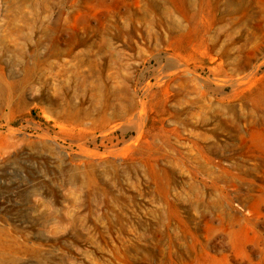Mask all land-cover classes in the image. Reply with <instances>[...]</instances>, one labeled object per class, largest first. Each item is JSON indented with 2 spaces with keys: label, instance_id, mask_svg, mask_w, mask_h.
<instances>
[{
  "label": "rangeland",
  "instance_id": "1",
  "mask_svg": "<svg viewBox=\"0 0 264 264\" xmlns=\"http://www.w3.org/2000/svg\"><path fill=\"white\" fill-rule=\"evenodd\" d=\"M0 254L264 264V0H0Z\"/></svg>",
  "mask_w": 264,
  "mask_h": 264
},
{
  "label": "bare ground",
  "instance_id": "2",
  "mask_svg": "<svg viewBox=\"0 0 264 264\" xmlns=\"http://www.w3.org/2000/svg\"><path fill=\"white\" fill-rule=\"evenodd\" d=\"M10 95V94H9ZM9 97V96H8ZM77 113V112H76ZM77 115V114H76ZM78 117V116H77ZM88 118V117H87ZM72 120V119H71ZM70 122V121H69ZM76 122V121H75ZM0 257H1V254H0Z\"/></svg>",
  "mask_w": 264,
  "mask_h": 264
}]
</instances>
